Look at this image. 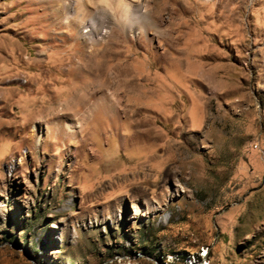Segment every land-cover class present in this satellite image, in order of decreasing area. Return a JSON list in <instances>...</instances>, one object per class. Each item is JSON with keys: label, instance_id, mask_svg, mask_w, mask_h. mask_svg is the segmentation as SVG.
Instances as JSON below:
<instances>
[{"label": "rangeland", "instance_id": "1", "mask_svg": "<svg viewBox=\"0 0 264 264\" xmlns=\"http://www.w3.org/2000/svg\"><path fill=\"white\" fill-rule=\"evenodd\" d=\"M63 2L0 0V264H264V0H90L99 80Z\"/></svg>", "mask_w": 264, "mask_h": 264}, {"label": "bare ground", "instance_id": "2", "mask_svg": "<svg viewBox=\"0 0 264 264\" xmlns=\"http://www.w3.org/2000/svg\"><path fill=\"white\" fill-rule=\"evenodd\" d=\"M98 2L99 4H102L105 9L106 8L107 10L110 9V11L115 16L114 20H116L118 26L125 32L127 31L129 32L137 31V33H139L140 31L146 32L147 27L153 23V21L148 17L149 14L147 15L146 14L147 12L145 13L142 11L141 6L139 4L140 0H98ZM75 5L77 9L74 11L73 9H70L68 7L67 2H63L61 6H63V8H65L66 11H64L61 14V16L63 23L66 24V26L69 25L71 27L72 26L75 27L78 33L77 37L82 41V43L87 48L86 50L87 54L85 58L86 62L84 64L81 62H77V69L78 71H80V73L81 71H83V74L86 73L85 77L88 75H92L96 80H99L100 77H104V71L101 73V69L98 66H95L93 62L94 61V59H92L94 53L93 45L94 43H97L99 40H102V38H104V35L109 34V32H107L103 26L104 18L103 16H101L102 14L100 15L99 18L98 17L90 18L88 22H86L85 19H83L84 14L90 13V0H75ZM166 23L167 22L157 21V23L153 25L154 27L159 29L163 27L165 28ZM115 37H116L115 32L110 33L108 35V40L105 46L110 45V43H112ZM99 54H103V53H99ZM117 66L119 67V65ZM122 75L123 72L119 70L116 66L111 69L109 74V76L116 79V81L118 80L120 83L123 81L121 80ZM93 86L91 85V87H93L91 88L90 86L84 85L83 91L84 92L86 91V93L90 95L99 94L102 91L101 85L100 86L93 85ZM31 133L33 136H35L36 138L35 144L38 146L41 143L43 135L38 131L36 125L32 126Z\"/></svg>", "mask_w": 264, "mask_h": 264}]
</instances>
